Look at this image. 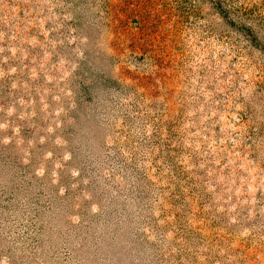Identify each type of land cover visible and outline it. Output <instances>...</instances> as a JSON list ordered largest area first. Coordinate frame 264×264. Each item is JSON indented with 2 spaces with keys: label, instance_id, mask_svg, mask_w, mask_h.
I'll return each instance as SVG.
<instances>
[{
  "label": "rangeland",
  "instance_id": "1",
  "mask_svg": "<svg viewBox=\"0 0 264 264\" xmlns=\"http://www.w3.org/2000/svg\"><path fill=\"white\" fill-rule=\"evenodd\" d=\"M0 264H264V0H0Z\"/></svg>",
  "mask_w": 264,
  "mask_h": 264
}]
</instances>
